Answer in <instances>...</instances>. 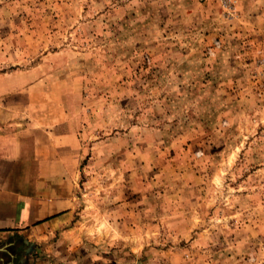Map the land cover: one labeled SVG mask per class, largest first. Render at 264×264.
<instances>
[{"label": "rangeland", "instance_id": "rangeland-1", "mask_svg": "<svg viewBox=\"0 0 264 264\" xmlns=\"http://www.w3.org/2000/svg\"><path fill=\"white\" fill-rule=\"evenodd\" d=\"M8 72L78 141L48 261L264 264V0H0Z\"/></svg>", "mask_w": 264, "mask_h": 264}, {"label": "crops", "instance_id": "crops-1", "mask_svg": "<svg viewBox=\"0 0 264 264\" xmlns=\"http://www.w3.org/2000/svg\"><path fill=\"white\" fill-rule=\"evenodd\" d=\"M15 76L0 74V264H52L48 240L75 207L78 141Z\"/></svg>", "mask_w": 264, "mask_h": 264}]
</instances>
